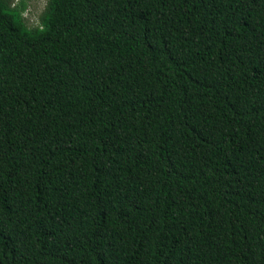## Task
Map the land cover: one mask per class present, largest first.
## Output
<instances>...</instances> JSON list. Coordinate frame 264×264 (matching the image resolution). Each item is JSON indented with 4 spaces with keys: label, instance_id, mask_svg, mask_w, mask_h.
Segmentation results:
<instances>
[{
    "label": "trees",
    "instance_id": "1",
    "mask_svg": "<svg viewBox=\"0 0 264 264\" xmlns=\"http://www.w3.org/2000/svg\"><path fill=\"white\" fill-rule=\"evenodd\" d=\"M0 0V264H264V0Z\"/></svg>",
    "mask_w": 264,
    "mask_h": 264
},
{
    "label": "rangeland",
    "instance_id": "2",
    "mask_svg": "<svg viewBox=\"0 0 264 264\" xmlns=\"http://www.w3.org/2000/svg\"><path fill=\"white\" fill-rule=\"evenodd\" d=\"M46 1L47 0H24L25 9L23 11V16L29 26L38 23L39 16L45 7Z\"/></svg>",
    "mask_w": 264,
    "mask_h": 264
}]
</instances>
